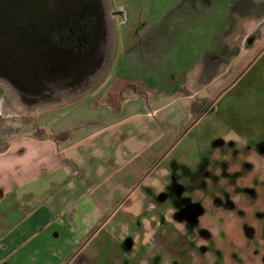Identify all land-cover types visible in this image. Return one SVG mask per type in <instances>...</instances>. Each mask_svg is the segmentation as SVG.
Returning <instances> with one entry per match:
<instances>
[{"label": "crops", "instance_id": "0c3cea01", "mask_svg": "<svg viewBox=\"0 0 264 264\" xmlns=\"http://www.w3.org/2000/svg\"><path fill=\"white\" fill-rule=\"evenodd\" d=\"M168 5L162 14L150 8V23L147 14L137 18L144 45L120 48L98 89L38 113L34 126L2 138L0 264L70 258L134 181L149 175L150 162L196 111L204 110L236 59L255 45L251 37L264 34V0ZM217 9L228 25L209 31L215 17L205 13ZM171 23L180 27L173 34ZM192 24L198 34L189 30Z\"/></svg>", "mask_w": 264, "mask_h": 264}, {"label": "rangeland", "instance_id": "374dc122", "mask_svg": "<svg viewBox=\"0 0 264 264\" xmlns=\"http://www.w3.org/2000/svg\"><path fill=\"white\" fill-rule=\"evenodd\" d=\"M174 1L177 0H95L98 13L112 9L116 16L110 20L107 31L111 56L115 57L120 48L131 43L144 45V41L139 42L142 34L138 29L142 22L137 18L147 14L150 23V8L160 9L162 14ZM217 10L205 13L215 17L212 20L215 25L207 28L209 31L222 30L228 25L226 14ZM179 28L171 23L172 34ZM199 29L202 33L205 27L200 25ZM189 30L198 34L195 24ZM239 31L237 26L234 33ZM184 36L188 38L189 33ZM254 44L241 60L236 59L235 68L211 99L204 102V110L212 102L213 110L196 111L175 140L150 162L149 175L144 174L134 181L128 193L105 212L74 254L61 264H231L224 254L226 242L217 248L212 245L211 237L216 234L217 224L212 226L213 230L209 226H196L194 214L185 216L182 209L197 204L205 216L212 210L217 214L224 211L223 215L229 216L234 209L218 204L226 201L228 195L232 196L237 187L251 190L261 181L264 172V34L257 37ZM191 45V52L196 53L198 46ZM110 71L111 67L107 73ZM3 93L0 87V133L2 129L6 131L0 134V142L9 135L13 138L14 130L23 125L34 126L38 113L48 110L36 113L6 109ZM6 96L13 100L12 93ZM233 237L235 244L242 242V236L233 233Z\"/></svg>", "mask_w": 264, "mask_h": 264}, {"label": "flooded vegetation", "instance_id": "af4514ba", "mask_svg": "<svg viewBox=\"0 0 264 264\" xmlns=\"http://www.w3.org/2000/svg\"><path fill=\"white\" fill-rule=\"evenodd\" d=\"M97 8L95 0H0V87L6 109L37 113L100 87L103 65L114 59L107 31L116 16L112 9L98 13ZM246 188L237 187L218 204L234 209L229 216L214 210L205 216L197 204L182 212L194 214V224L201 228L213 230L217 224L212 245L225 241L231 264H263L264 172L258 186ZM233 233L243 237L241 243L235 244Z\"/></svg>", "mask_w": 264, "mask_h": 264}, {"label": "water", "instance_id": "95a60500", "mask_svg": "<svg viewBox=\"0 0 264 264\" xmlns=\"http://www.w3.org/2000/svg\"><path fill=\"white\" fill-rule=\"evenodd\" d=\"M114 14H115V13H114ZM109 62H110V59L108 58L107 61L105 62V64L103 65V69H102L101 76L104 75V74L106 73V71H107V69H108V66H109ZM94 86H95V84L92 85V87H94ZM92 87H91V88H92ZM70 101H71V99H68V100H66V101H63V102L60 103L59 105L66 104V103H68V102H70Z\"/></svg>", "mask_w": 264, "mask_h": 264}, {"label": "clouds", "instance_id": "9594fccd", "mask_svg": "<svg viewBox=\"0 0 264 264\" xmlns=\"http://www.w3.org/2000/svg\"><path fill=\"white\" fill-rule=\"evenodd\" d=\"M187 230V228L185 227V231Z\"/></svg>", "mask_w": 264, "mask_h": 264}, {"label": "bare ground", "instance_id": "6f19581e", "mask_svg": "<svg viewBox=\"0 0 264 264\" xmlns=\"http://www.w3.org/2000/svg\"><path fill=\"white\" fill-rule=\"evenodd\" d=\"M120 17V16H119Z\"/></svg>", "mask_w": 264, "mask_h": 264}]
</instances>
